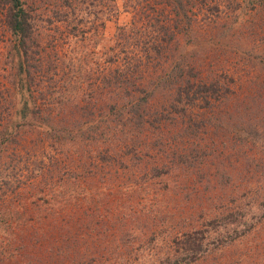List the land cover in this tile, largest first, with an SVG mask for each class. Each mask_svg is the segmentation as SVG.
<instances>
[{"label": "trees", "instance_id": "trees-1", "mask_svg": "<svg viewBox=\"0 0 264 264\" xmlns=\"http://www.w3.org/2000/svg\"><path fill=\"white\" fill-rule=\"evenodd\" d=\"M123 1L127 12L131 14V19L128 23L117 27L116 33L111 38L115 44L109 48L113 51L116 45L123 49L130 47L134 53L125 56L122 63L118 58V65L110 69L107 65L108 61L115 62L117 56L104 53L103 58L98 52L87 51L86 38L90 29L86 30L84 26L91 22L89 18L91 11L97 12L96 10L108 14L103 20L101 19L103 28L112 18L118 20L120 6L118 0H0V47L1 44H6L5 49H7L6 54L0 50V70H2L0 71V161H5L9 150L12 151L10 153L12 164L22 162L24 149H29L26 138L31 131L25 129V123L29 119L33 123L29 121L28 125L40 127L38 129L51 138L56 134L64 137L75 127L77 133L71 137L69 144L76 148L88 142L81 157L86 156L85 158L90 157V159L95 157V151L91 150L92 145L98 144L101 136H105L106 140L109 139V129L121 128L125 137L115 139L120 140L119 149L116 150L114 146L105 143L100 151L102 159L111 161L107 166L109 172L136 176V182H139L144 191L143 196L145 198L155 196L154 201L159 205L161 195H167L170 190L175 189L177 183L183 185L181 180L183 175L194 176L196 180L200 172L204 175V170L208 171L212 168V165L202 161L194 150L200 147L199 150L202 152V147H208L209 150H204V154L212 152L213 158L219 156L221 151L214 147L213 142L219 147L215 141L222 143V139L229 136L224 126H228L231 120L225 117H234L236 112L238 115H246L249 99H253L254 96L264 99V81L258 82L252 78V75L250 78L245 77L242 66H245L247 61L239 65L241 66L239 71L230 72L225 68L220 72L204 63L206 67L201 61H197L198 59L192 64L190 58L183 65L174 57V51L180 49L181 37L184 34L188 35L187 38L193 35L191 32L196 31L197 25H204L206 22V26L210 27L212 22H216L212 27L217 29L216 25L219 21L214 11L220 10L222 6L218 1ZM90 3L94 6L92 10ZM237 5L240 3H237L235 8ZM261 7H264V3ZM226 27L229 28L228 25ZM73 38H76L75 41L80 40L84 46L75 57V60H78V67L73 65L75 62L72 63L71 58L69 64L65 65L66 57H63L61 51L64 49L63 44L72 45ZM143 63L146 66L144 71L141 70ZM251 68L252 65L247 69V74H252ZM75 75L82 79L81 86L74 80ZM158 83L165 88L168 85H178V93L170 99L168 108L171 106L176 110L177 105L182 102L188 108L197 106L198 102H203L208 107L204 108V111L200 110V115H206L203 118V131L201 130L204 136L197 135L198 131L190 132L191 123L195 127L202 117L191 122L190 116L185 113L186 109H183V112L176 110L173 120L169 121L171 126H167L174 143L168 141L167 146L165 145L160 128V132L157 133V143L151 146L156 149L154 154L145 140L149 136L146 132L153 127V124L157 125V120H161L160 117L151 120V116L164 114L160 111H151L148 105L150 98L157 95ZM182 85L183 89L180 88ZM80 87L83 94L89 90V94L93 95L80 97L78 94ZM114 89L123 91L127 95L142 92L144 97L139 101L132 100L129 108L125 105L112 104L111 109L109 108L111 113L113 110L112 119H107L105 126L103 119L99 118L100 124L97 125L93 119L95 111L92 108H97L99 112L107 108L108 93H112ZM184 100L188 103L186 104ZM126 114L129 117H126ZM86 115L90 116V123L80 120V117ZM212 115L219 118L216 123L221 127L222 134L212 127L214 125ZM162 116L165 120L169 118L168 114ZM111 122H115L116 125L113 126ZM227 128L230 129V126ZM65 130L67 131L64 132ZM199 150L197 153H200ZM252 160H256L254 155ZM130 166L132 169L129 168ZM119 168H122L124 173ZM224 168L225 171L221 168L218 170H221L222 175L230 178L228 169ZM15 174L17 172H14V176ZM3 175L0 169L1 188L4 190L5 187L7 188L5 190L7 193L0 194L2 262L35 264L32 254L36 252L40 254L38 258L41 264H96L97 262L103 264V259L93 257L92 254L88 258V250L82 251L89 249V241L94 242L90 238L92 235L86 233L84 228L86 226L73 225L74 219L85 218L86 212L92 210L90 205L86 207L89 193L83 189H75L72 184H68L66 190L46 191L47 196L43 195L38 199L40 209L37 214L40 218L38 225H46L47 230L45 233L31 232V230L27 231L29 227L27 222L34 217H32V202L22 192L24 190L22 186L25 187V184L22 185V181L17 184L18 177L13 178L8 173L1 179ZM154 184L161 186L155 188ZM8 188L12 194L8 192ZM117 216L116 214L112 217ZM161 217L159 216L160 221ZM151 232L156 234V230ZM188 235L171 244L175 248V254H168L165 258L157 260L156 264H196L204 248L202 243L194 246L189 242L192 236ZM144 245L145 242L138 244L139 248L135 244L133 247L130 245L123 257L133 254L134 250H142ZM156 245L158 249V244ZM149 247L150 250L155 249L154 244L153 246L149 244ZM21 256L23 258H20ZM139 257L136 253L133 258L129 255L131 261L126 260L125 263L123 261L120 264H133V261L138 260Z\"/></svg>", "mask_w": 264, "mask_h": 264}, {"label": "rangeland", "instance_id": "rangeland-1", "mask_svg": "<svg viewBox=\"0 0 264 264\" xmlns=\"http://www.w3.org/2000/svg\"><path fill=\"white\" fill-rule=\"evenodd\" d=\"M216 1L222 4L220 10L214 11V14L218 16L217 21H219L216 25L217 29L212 27L216 22H212L210 27L206 26V22L204 25H197L196 31L191 32L193 35H189L187 38L188 35L184 34L181 37L180 49L177 52L174 51L176 54L174 57L179 64L183 65L190 58H192L190 59L192 64L194 60L198 59L197 61H201L203 65L206 63L211 69L220 72L225 68L230 72L239 71V67H241L239 65L247 61L246 65L242 66L245 77L250 78L252 75L253 79L262 83L264 81V7H261V4L264 3V0ZM118 2L120 4L118 20H115V17L112 18L103 28L101 19L103 20L108 14L102 10H96L97 12L91 11L92 14H89L91 22L84 26L86 30L90 29L87 34L88 38H86L87 51L98 52L103 58L105 57L104 53L109 56H117L115 62L108 61L107 65L110 69L118 65V58L122 63L125 56H131V53H134L130 47L123 49L116 45L113 51L109 48L115 44L111 38L116 33L117 27L128 23L131 19V14L127 12L124 1L118 0ZM237 3L240 5L235 8ZM90 5L92 10L94 6L91 3ZM97 26H99L98 29H96ZM93 27L95 28L93 29ZM50 33L53 32L50 31ZM75 40L76 38H73L71 46L68 43L63 44L64 49L61 51L63 57H66L65 65H68L72 59V63L75 62L73 65L78 67V60L76 61L75 57L76 54L79 55L78 52L84 46L80 40H78L79 42ZM1 45L0 50L6 54V44ZM74 46H76L75 49ZM251 65L252 74H247L246 71ZM145 68L143 63L141 70L144 71ZM75 77L74 80L81 86L82 79L78 75ZM145 87L148 88V85L145 84ZM156 87L157 95L150 98L148 105L151 107V111L168 114L169 118L165 120L162 116L164 114L151 116V120L156 117H160L161 120H157L156 126L152 123L153 127H150L146 132L149 135L145 140L146 144L151 148L157 143V133L160 132V128H162L165 145L167 146L168 141L174 143L168 133L167 126H171L170 122L173 120L176 110L183 112V109H186L185 113L190 116L191 122L202 117L197 121L195 127L191 123L190 132L198 131L197 135L204 136L202 127L203 118L206 115H200V110L204 111L203 109L208 105L198 102L197 106L188 108L182 102L177 105L176 110L171 106L168 108L170 99L178 93V85H168L165 88L161 83H158ZM180 88L183 89V85ZM78 94L80 97L81 95L82 97L93 95L89 94V90L83 94L81 87ZM143 97L144 93L142 92L127 95L123 91L114 89L112 93H108L107 104L109 106L107 108H104L102 112H99L97 108H92L95 111L93 119L99 125L98 120L101 118L104 125L107 126V119H112L113 116V110H111L112 113L110 112L112 104L125 105L126 108H129L132 100L139 101ZM248 108L246 115H238L236 112L234 117H225L227 120H231L228 125L230 129L227 128L228 126H224L229 136H225L222 143L215 141L219 147L213 142L214 147L221 151L219 156L213 158L214 153L212 152L204 154L203 151L209 150V148L202 147L201 152L200 147L197 146L198 149L194 150L196 155L202 161L212 165V168L208 171L204 170V175L200 172L196 180H194V176L183 175L181 177L183 185L177 183L175 189L170 190L167 195L160 196L159 205L162 208L157 201H154L155 196L147 198L143 196L144 191L139 182H136V176H129L128 173L126 176L119 172H109L107 169L111 161H104L100 151L105 143L114 146L116 150L119 149L120 140L115 139L116 137H125L121 128L118 130H114V127L109 129V139L107 140L105 136H101L100 142L92 145L91 150L95 151V157L90 159V157L85 158L86 156L81 157L88 142L83 144L84 146L80 145L76 148L69 144L71 137L77 133L75 127L64 137L56 134L51 138L47 133L38 129L40 127L28 125L29 121L33 123L29 119L25 123V129L31 131L26 138L29 149H24L22 162L12 164V155L10 154L12 151L8 150L5 161H0V169L4 175L8 173L13 178L18 177L17 184L19 181H22V185L25 184V187L22 186L24 189L22 192L32 202V217H34L27 222L29 224L27 231L45 233L47 230L46 225H38L40 218L37 214L40 209L38 199H41L43 195L46 197V191L66 190L68 184H72L75 189H83L89 193L87 195L89 202L86 207L90 205L93 211L86 212L85 218L74 219L73 225L86 226L84 227L85 231L88 235H92L90 238L94 242L89 241V249L86 248L82 251L90 250L89 253L87 251L88 258L92 254L93 257L103 259V264H120L123 261L125 263L126 260L131 261L129 255L133 258L135 253L140 257L133 261V264H156L157 260L174 253L175 248L171 244L177 239L185 238L187 234L192 236L189 242L194 246L202 243L204 248L201 251V258L196 264H264V99L254 96L253 99H249ZM89 117L82 116L80 120L90 123ZM126 117H129L128 114ZM211 117L214 123L212 127L219 130L218 133L222 132L221 127L216 123L219 118L215 115ZM111 123L113 126L116 125L115 122ZM151 149L156 154V149ZM198 150L200 153H197ZM162 155L165 157L163 153ZM253 155L256 160H252ZM224 167L228 169L230 178L232 177L228 183L227 180L230 178L221 173L222 169L225 171ZM129 168L132 169L131 166ZM219 168L221 170H218ZM119 170L124 171L122 168ZM14 172H17L15 176ZM160 186V184H154L155 188ZM5 190H7L6 187ZM5 190L1 188L0 182V194L7 193ZM8 192L12 194L10 188H8ZM125 203L127 204L125 205ZM116 214L117 217H112ZM159 216H162L161 221ZM152 230H156V234H152ZM142 242H145L142 250H134L133 254L123 257L130 245L138 246ZM148 243L150 246L154 244L155 249L150 250ZM156 243L158 249H156ZM82 244L86 245V243ZM32 255L35 264L42 263L38 258L39 253L33 252ZM4 263L5 261L2 262L0 259V264ZM96 264H100V262Z\"/></svg>", "mask_w": 264, "mask_h": 264}]
</instances>
